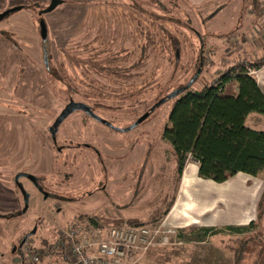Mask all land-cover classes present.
I'll return each mask as SVG.
<instances>
[{"label": "rangeland", "instance_id": "rangeland-1", "mask_svg": "<svg viewBox=\"0 0 264 264\" xmlns=\"http://www.w3.org/2000/svg\"><path fill=\"white\" fill-rule=\"evenodd\" d=\"M252 1L66 0L48 16L53 37L49 62L55 75H44V72L40 75L43 68L37 43L27 50L35 63L25 59L26 56L18 49L11 52L12 74L14 82H18L16 99H26L25 96L34 98L35 94H41L39 99L50 102L48 115L57 111L60 103H65L69 97L102 101L104 104H110L112 117L120 116L118 118L123 125L130 124L140 110L147 109L153 101L175 87L186 84L195 74L201 58L204 66L191 85L193 89H201L215 81L220 73L235 63L248 66L250 62L264 55V32H255V25L264 27V21L261 22L264 20V0L257 1L259 5L262 4L258 10L262 11L261 14L255 12ZM138 7L140 11L143 9L144 14L142 11L136 13ZM25 13L23 11L16 14L14 19L19 18L27 23L30 17L25 16ZM137 14L142 20V28L139 26L142 35L137 34L135 23L130 21L135 22ZM153 21L154 25L158 26V31L153 27ZM28 27L26 25L21 29L28 30ZM108 27H111V36L115 40L110 45L113 58L107 62L102 58L106 55L102 52L98 54L103 59L102 64H98V61L92 64L97 54L91 56L87 53L100 49L105 41V37L99 42L94 38L96 31L107 30ZM132 29L133 32L130 31ZM154 31L158 36H153ZM198 36L204 40L203 54H200ZM172 40L178 44L179 61L173 54ZM74 55L81 57L80 63L89 62V65L71 63L70 57ZM24 66L28 68L21 73L20 68ZM79 72L84 74L82 82L85 84L80 87L85 97L72 89V86H75L73 77ZM54 78H61L63 81L60 79L58 82ZM68 82L71 85L64 84ZM44 83L47 84L46 88ZM141 100L143 105L135 106L134 102ZM175 101L176 97H173L162 102L137 127L122 135L115 133L112 136L114 143L121 141L123 144L126 178L122 190L112 184L110 194L114 202L122 205L121 213L127 218L104 221L97 219L92 213L73 215L58 227L57 219L60 218L55 216L56 226L51 230L46 227L40 229L36 238L29 243L30 246H26V262L22 263L19 257H15V264H75L70 248L62 241L61 234L75 222L86 219L93 222L94 218L100 224L108 226L126 221L164 223L166 227H174L176 233L171 237V241L150 248L143 255L142 264H264V171L258 176H243L242 179L233 176L223 183L201 177L191 186L192 194L188 190L190 196L178 199L174 213L183 216V220L171 222L165 216L167 213L164 214V211L173 198L175 201L179 186L176 182L171 145L162 138ZM246 125L264 129V114L251 112ZM112 152L117 150L113 149ZM61 159L64 163L71 164L72 154L62 151ZM112 162L114 166V159ZM55 169L52 159L47 156V174L44 175L42 183L57 191L61 187ZM112 178L113 183L119 178L114 170ZM236 181L240 183L238 190L237 187L231 186ZM95 186V181H89L86 186H81L80 190L92 189ZM15 202L18 206L17 199ZM37 202L35 198L31 200V212L38 210L40 206L47 209L56 205L51 199L43 206L42 202ZM259 202L261 206L257 209ZM105 204L107 208H111ZM109 211L113 213L114 210ZM25 218V222L21 221V217L17 218L13 225L15 227H11L16 234L32 225L31 215H26ZM49 218H52L51 215ZM251 222L254 224L251 225ZM226 226H240L243 230H228L225 229ZM206 227L225 230L207 234L203 230ZM61 242L64 243L63 246ZM32 254L38 255L39 260L33 261Z\"/></svg>", "mask_w": 264, "mask_h": 264}, {"label": "flooded vegetation", "instance_id": "flooded-vegetation-1", "mask_svg": "<svg viewBox=\"0 0 264 264\" xmlns=\"http://www.w3.org/2000/svg\"><path fill=\"white\" fill-rule=\"evenodd\" d=\"M52 1L0 0V264H15V257H19L22 263L26 262L24 258L26 246H30L29 243L36 238L40 229L43 230L46 227V229L51 230L52 227H55L56 224L54 225V223L57 216L60 218L57 219L58 227H61L73 215L92 213L97 216V219L104 221H109L112 218L121 220L127 218L121 213L122 205L117 201L114 202L110 194L111 185L115 184L118 189L122 190L126 178L123 144L121 141L114 143L111 140L112 136L115 133L122 135L127 130L137 127L155 110L158 106H155L156 103L171 92L157 98L147 109L140 110L138 116L130 124L125 125L119 121L118 117L120 116H111L110 104H104L102 101L69 97L65 103H60L57 111L55 110L51 115H48L47 108L50 102L46 99H39L41 94H35L34 98L25 96L26 99H16L18 82H14L15 78L11 68V52L13 53L15 49L20 50V53L26 56L25 59H28L30 63L31 60L35 63L36 61L27 50L32 49V46L37 43L43 68L40 70V75L42 72L44 75H55L54 68L49 62L53 37L48 16L62 6L66 0H60L61 2H58L51 10H47ZM131 8L133 10V5ZM139 9L140 7L136 13L142 11L144 14L143 9L141 11ZM23 11L26 12L25 16L30 17L27 23L17 17L14 19L16 14L23 13ZM138 16L137 14L135 22L130 21L132 24L135 23L137 34H141L139 29L142 28L140 25L142 20ZM26 25L29 26L28 30L21 29ZM153 27H156L157 31L159 30L158 26L154 25V21ZM130 31L133 32L134 30ZM112 33L111 27H108L107 30L96 31L94 38H97L99 42L105 37V41L104 45L101 44L103 46L100 49L87 53L91 56L97 54L95 60L90 61L92 64L95 61L102 64L103 59L110 62L113 58L110 51V45L115 42L114 37L111 36ZM153 34L154 37L158 36L156 31ZM198 37L201 48L200 54H203V52L205 53L204 40L200 36ZM171 44L175 59L179 61L178 44L173 40ZM102 52L106 54L105 57H102L103 59L98 56ZM72 57H70V62L73 64L89 65V62L80 63V56L74 55ZM203 66L204 63L201 58L195 74L199 69L201 73ZM27 68L26 66L21 67L20 72L23 73ZM83 76L84 74L79 72L73 77L75 86H72V89L78 95L85 97L80 87V85L85 84L82 82ZM54 79L59 82L61 78ZM61 81L63 80L61 79ZM70 83H72L71 80ZM70 83L64 84L71 85ZM44 84L45 86L43 84L42 86L46 88L47 84ZM186 84L179 85L175 89L182 88ZM51 103L54 104V102ZM70 103H77L81 106H77L58 121L59 115ZM134 103L135 106H142L143 100ZM126 104L124 105L127 108ZM153 106H155L154 109H152ZM146 113L148 114L144 116ZM113 149L117 152L113 153ZM62 151L72 154L71 164H66L61 159ZM47 156L52 159V165L56 167L55 175L61 187L58 189L59 191L52 190L50 186L42 183L44 175L47 174ZM50 167L52 168V166ZM113 170L119 177L118 181L114 183ZM89 181H95L96 186L92 189L80 190V187L86 186ZM74 191L75 193H72ZM25 196L28 200L27 207ZM33 198L38 200L37 203L42 202V206L49 199L55 201L54 204L56 205L54 208L49 207L47 209L40 206L34 213L30 209ZM16 199L18 206L15 202ZM105 203L111 208H107ZM89 204H96V206ZM117 205L119 206L117 207ZM24 208L26 209L24 210ZM108 209L114 210L113 213ZM29 212L31 213L27 214ZM26 215H31L32 225L20 234H16V231L11 227H15L13 225L17 218L21 217V221L25 222L27 220ZM50 215L52 218H49ZM123 223L127 222L124 221Z\"/></svg>", "mask_w": 264, "mask_h": 264}, {"label": "trees", "instance_id": "trees-1", "mask_svg": "<svg viewBox=\"0 0 264 264\" xmlns=\"http://www.w3.org/2000/svg\"><path fill=\"white\" fill-rule=\"evenodd\" d=\"M257 1H252V7L261 14L258 10L262 4ZM262 65L264 55L248 66L235 63L201 89L189 87L177 96L162 132V138L171 145L177 185L190 156L198 163L199 176L217 183L238 172L258 176L264 171V130L245 123L251 112L264 114V92L251 73ZM173 202L174 198L164 214ZM260 206L261 202L257 209ZM93 222L100 224L96 218ZM225 229L240 232L243 227L226 226ZM225 229L206 227L203 230L214 234Z\"/></svg>", "mask_w": 264, "mask_h": 264}, {"label": "built area", "instance_id": "built-area-1", "mask_svg": "<svg viewBox=\"0 0 264 264\" xmlns=\"http://www.w3.org/2000/svg\"><path fill=\"white\" fill-rule=\"evenodd\" d=\"M175 233L174 227L164 223L108 226L86 219L69 225L61 238L69 246L75 264H142L150 248L168 244ZM31 259L38 261L39 256L32 254Z\"/></svg>", "mask_w": 264, "mask_h": 264}, {"label": "crops", "instance_id": "crops-1", "mask_svg": "<svg viewBox=\"0 0 264 264\" xmlns=\"http://www.w3.org/2000/svg\"><path fill=\"white\" fill-rule=\"evenodd\" d=\"M253 13V12H252ZM254 14V13H253ZM263 17V16H261ZM264 20H262L261 22H263ZM256 27V30L255 32L257 34H260L262 32H264V27H261L259 28V25H255ZM263 28V30H262ZM260 33H259V31ZM251 73L256 77L257 79V82L260 86V88L263 90L264 92V65H262L260 68L258 69H255V70H252ZM251 113H249L246 117V120H245V123L247 121V119L249 118ZM252 128V127H251ZM255 129V128H254ZM259 130V129H258ZM260 130H264V129H260ZM233 176H237L239 178L243 177V176H251L249 174H246L244 172H238L236 173L235 175ZM231 176V177H233ZM230 177V178H231ZM253 177V176H252ZM229 179H227L226 181L224 182H228ZM201 179V177L199 176L198 174V163L195 159H193L191 156L188 158L187 160V163L184 167V170H183V173L181 175V178H180V182H179V186H178V190H177V194H176V198H175V201L174 203L172 204L171 208L169 209V211L167 212V214L165 215L167 217V219H169L171 222H176L177 220L181 219L183 216H179L178 213H174V210L178 204V199L179 197H187V195L190 196V194H192V192L190 191V188L191 186L194 184L195 181ZM242 179V178H241ZM210 180V179H208ZM239 181H236V182H233L232 183V187H237V190H238V187H240V183H238ZM223 183V182H222ZM188 190H189V193L188 194ZM179 212V211H178ZM180 218H179V217ZM178 217V218H177ZM177 218V219H176ZM183 220V219H181Z\"/></svg>", "mask_w": 264, "mask_h": 264}, {"label": "water", "instance_id": "water-1", "mask_svg": "<svg viewBox=\"0 0 264 264\" xmlns=\"http://www.w3.org/2000/svg\"><path fill=\"white\" fill-rule=\"evenodd\" d=\"M58 2H61L60 0L56 1V0H53L51 5L47 8V10H51ZM200 69L198 70V72L188 81V83L182 87V88H177V89H174L173 91H171L169 94H167L166 96L162 97L157 103L155 106L161 104L162 102L168 100V99H171L173 97H177L183 90L189 88L191 86V84L197 79V77L199 76V73H200ZM77 106H81L80 104H77V103H70L69 105L66 106V108L62 111V113L59 115V119L58 121H60L64 116H66L67 114H69L72 110H74ZM155 106L152 107V109L155 108ZM148 113H146L144 116H146ZM143 116V117H144ZM142 117V118H143ZM141 118V119H142ZM58 123V122H57ZM23 189V188H22ZM24 191V190H23ZM25 205L27 207L28 205V200H27V196H25ZM26 208H24L25 210Z\"/></svg>", "mask_w": 264, "mask_h": 264}]
</instances>
